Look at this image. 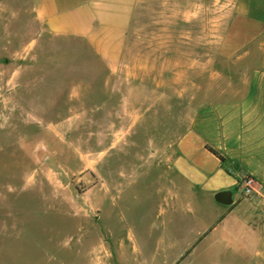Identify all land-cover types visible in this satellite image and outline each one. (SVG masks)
<instances>
[{
  "label": "rangeland",
  "instance_id": "rangeland-1",
  "mask_svg": "<svg viewBox=\"0 0 264 264\" xmlns=\"http://www.w3.org/2000/svg\"><path fill=\"white\" fill-rule=\"evenodd\" d=\"M233 2L138 0L127 32L129 78L147 88L149 98L165 93L171 100L169 107L145 102L131 108L139 116L117 121L119 136L114 123L90 124L105 139L85 136L88 123L71 118L53 137L24 121L10 101H0V115L7 113L5 121L0 117V264H259L225 249L224 240L197 234L210 211L194 185L188 182L185 195L177 196L173 186L148 181L146 171L163 164V150H173L169 143L193 114V106L175 101L179 91L188 103L204 102L211 68L226 67L218 50ZM10 30L11 38L0 32V89L16 82L19 42L29 36L18 28V41L17 29ZM7 37L9 51L2 49ZM190 151L188 161L199 162L200 155Z\"/></svg>",
  "mask_w": 264,
  "mask_h": 264
},
{
  "label": "crops",
  "instance_id": "crops-1",
  "mask_svg": "<svg viewBox=\"0 0 264 264\" xmlns=\"http://www.w3.org/2000/svg\"><path fill=\"white\" fill-rule=\"evenodd\" d=\"M137 2L0 0L4 37H12L10 28L17 29L18 41V28L29 32L19 42L23 53L13 72L16 82L0 89L3 106L10 101L9 107L23 111L24 121L38 123V132L48 130L58 137L59 124L74 118L88 123L85 136L99 139L107 134L91 130V123H114L113 134L119 136L117 121L139 116L131 108L145 102L169 107L171 98L165 93L149 98L148 89L134 86L129 78L127 32ZM233 13L218 50L226 67L211 68L210 98L188 103L185 92L179 91L175 101L184 108L193 106V114L169 143L173 150H163V164L146 166V171L148 181L173 186L177 196L185 195L188 182L194 185L210 211V221L197 234L224 240L225 249L264 264V0H234ZM10 38L3 50H11ZM183 71L180 67L179 74ZM224 74L226 82L219 83ZM0 117L5 121L6 111ZM205 144L223 155L231 169ZM191 148L200 155L199 162L188 161ZM243 176L254 180L246 194L240 186ZM100 182L108 199V185ZM223 190L230 191L231 203L214 199Z\"/></svg>",
  "mask_w": 264,
  "mask_h": 264
},
{
  "label": "built area",
  "instance_id": "built-area-1",
  "mask_svg": "<svg viewBox=\"0 0 264 264\" xmlns=\"http://www.w3.org/2000/svg\"><path fill=\"white\" fill-rule=\"evenodd\" d=\"M253 184H254V180L250 176H243L240 179V186L245 194L253 190Z\"/></svg>",
  "mask_w": 264,
  "mask_h": 264
},
{
  "label": "water",
  "instance_id": "water-1",
  "mask_svg": "<svg viewBox=\"0 0 264 264\" xmlns=\"http://www.w3.org/2000/svg\"><path fill=\"white\" fill-rule=\"evenodd\" d=\"M214 199L223 204H229L231 203L232 200L230 191H226V190L216 192L214 194Z\"/></svg>",
  "mask_w": 264,
  "mask_h": 264
},
{
  "label": "trees",
  "instance_id": "trees-1",
  "mask_svg": "<svg viewBox=\"0 0 264 264\" xmlns=\"http://www.w3.org/2000/svg\"><path fill=\"white\" fill-rule=\"evenodd\" d=\"M204 147L211 152L212 154H214L216 157L219 158V160L221 162L225 161V157L223 155H221L220 153H218L214 148H212L211 146H209L208 144H205Z\"/></svg>",
  "mask_w": 264,
  "mask_h": 264
}]
</instances>
